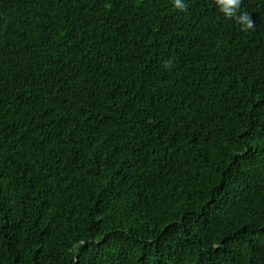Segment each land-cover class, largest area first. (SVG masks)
<instances>
[{"label": "trees", "instance_id": "trees-1", "mask_svg": "<svg viewBox=\"0 0 264 264\" xmlns=\"http://www.w3.org/2000/svg\"><path fill=\"white\" fill-rule=\"evenodd\" d=\"M0 0V264H264V0Z\"/></svg>", "mask_w": 264, "mask_h": 264}, {"label": "clouds", "instance_id": "clouds-1", "mask_svg": "<svg viewBox=\"0 0 264 264\" xmlns=\"http://www.w3.org/2000/svg\"><path fill=\"white\" fill-rule=\"evenodd\" d=\"M219 12L226 19L234 20L235 23L242 26V30L253 29L254 22L247 11L240 12L242 0H214ZM173 7L180 11L187 8L183 0H173Z\"/></svg>", "mask_w": 264, "mask_h": 264}]
</instances>
